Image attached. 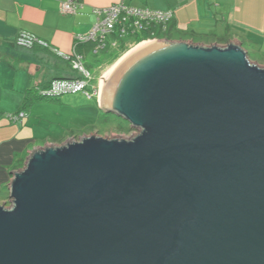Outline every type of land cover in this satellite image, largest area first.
<instances>
[{"label": "water", "instance_id": "water-1", "mask_svg": "<svg viewBox=\"0 0 264 264\" xmlns=\"http://www.w3.org/2000/svg\"><path fill=\"white\" fill-rule=\"evenodd\" d=\"M99 106L137 132L34 147L0 202V264H264V66L147 40Z\"/></svg>", "mask_w": 264, "mask_h": 264}, {"label": "crops", "instance_id": "crops-1", "mask_svg": "<svg viewBox=\"0 0 264 264\" xmlns=\"http://www.w3.org/2000/svg\"><path fill=\"white\" fill-rule=\"evenodd\" d=\"M63 1L0 0V57L29 64L27 76L15 72L12 82L0 79V202L8 199L12 170L23 166L32 148L60 143L53 140L37 145L32 129L27 124L24 127L12 124L7 114L21 109L28 90L29 97L34 99L35 87H42L54 78L75 76L57 51L70 52L75 36L88 32L96 20L94 8L122 2L136 7L171 9L173 17L166 28L170 39L206 45L236 40L247 54H252L250 60L264 66V0H83V6L73 14L60 11ZM21 31L47 42L48 47L18 46L14 39ZM120 44L127 46L126 41Z\"/></svg>", "mask_w": 264, "mask_h": 264}, {"label": "built area", "instance_id": "built-area-1", "mask_svg": "<svg viewBox=\"0 0 264 264\" xmlns=\"http://www.w3.org/2000/svg\"><path fill=\"white\" fill-rule=\"evenodd\" d=\"M83 6V0H65L60 3L59 9L62 13L73 14ZM96 15L95 22L85 34H77L68 53L57 51L66 61L75 76L59 77L51 79L46 87L36 89L38 95L44 98H56L65 93L82 92L87 98H100V80L102 75L97 76L94 84L92 73L90 72L85 56L78 50V46L84 43L92 44L91 52L97 54L106 50L111 51L116 48L121 49L120 39L126 41L127 46L139 45L147 40H154L157 37H146L140 40L127 41V37L140 34L150 27L161 28L165 31L173 17V10H161L149 7H136L122 2L112 3L93 9ZM18 46L31 48L35 45L46 47L47 42L35 37L31 33L21 31L15 39ZM127 46L123 47L126 48ZM117 55V54H116ZM25 109L8 113L10 122H21L27 116Z\"/></svg>", "mask_w": 264, "mask_h": 264}, {"label": "rangeland", "instance_id": "rangeland-1", "mask_svg": "<svg viewBox=\"0 0 264 264\" xmlns=\"http://www.w3.org/2000/svg\"><path fill=\"white\" fill-rule=\"evenodd\" d=\"M136 39V36L126 38L129 42ZM143 43L123 48L120 54L114 58L112 57L119 53V49L111 50L112 54L108 55V59H102L105 56L102 52L85 58L87 66L89 62L92 64V66H88L94 78L91 81L92 84H94L97 76L102 75V78L104 77L105 79V73L122 56ZM247 56L251 59L252 54L249 52ZM28 66L29 64L24 65L0 57V79L12 82V74L15 72L18 75L25 74L27 76ZM99 68L100 71L98 70ZM102 78L100 86L104 83ZM34 92V99L30 101L29 108L26 109V115H29L25 116L21 122L12 124L20 127H24L27 124L28 128H31L33 134L37 137V145L53 140L62 142L70 137L78 138L93 132L107 137L120 136L124 138H128L137 132V129L131 127L123 118L112 112L106 113L99 106L95 97L87 98L82 92H76L65 93L56 98H44L37 96L38 92L36 90Z\"/></svg>", "mask_w": 264, "mask_h": 264}, {"label": "trees", "instance_id": "trees-1", "mask_svg": "<svg viewBox=\"0 0 264 264\" xmlns=\"http://www.w3.org/2000/svg\"><path fill=\"white\" fill-rule=\"evenodd\" d=\"M136 36V38H137V40H140V39H142V38H146V37H157V38H167V39H170V33H169V29H167V30H165V31H162L161 30V28H155V27H150L149 29H147V30H144V31H142L140 34H137V35H135ZM125 40H123V39H120V43L121 42H124ZM36 46V45H35ZM39 46V45H38ZM34 47V46H33ZM33 47H31V48H33ZM46 47H48V46H46ZM91 48H92V44H90V43H84V44H80L79 46H78V50L81 52V53H83V55L85 56V58H87V57H92V56H95L96 54H94V53H92L91 52ZM123 48V47H122ZM104 54H105V56H103L102 57V59H108V55H110V54H112V52L111 51H108V50H106V51H104L103 52ZM117 55H115V56H113L112 58H114V57H116ZM111 58V59H112ZM68 62V61H67ZM88 66H92V64L89 62L88 63ZM50 82V81H49ZM48 82V83H49ZM48 83L47 84H45L44 86H42L41 88H43V87H46L47 85H48ZM37 89V87H35V90ZM29 91V90H28ZM27 91V93H26V98H25V101H24V104L22 105V107H21V109H27L28 107H29V105H30V101L32 100L30 97H29V93L30 92H28ZM37 96H39L38 94H37ZM106 113H109V112H107L106 111Z\"/></svg>", "mask_w": 264, "mask_h": 264}, {"label": "bare ground", "instance_id": "bare-ground-1", "mask_svg": "<svg viewBox=\"0 0 264 264\" xmlns=\"http://www.w3.org/2000/svg\"><path fill=\"white\" fill-rule=\"evenodd\" d=\"M132 51V50H131ZM130 51V52H131ZM130 52H127L124 56H122L120 59H119V61L115 64V65H113L106 73H105V79L110 75V73L114 70V68L121 62V60L127 55V54H129ZM102 80H104V77L102 78ZM102 83H103V81H102ZM101 84V83H100ZM102 87H103V84H102V86H101V91H102ZM101 91H100V94H101ZM40 97V96H39Z\"/></svg>", "mask_w": 264, "mask_h": 264}]
</instances>
